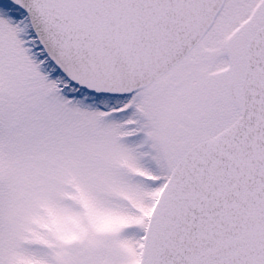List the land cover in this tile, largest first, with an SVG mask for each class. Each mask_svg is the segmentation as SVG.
I'll return each mask as SVG.
<instances>
[{
    "label": "snow or ice",
    "instance_id": "6c2138e0",
    "mask_svg": "<svg viewBox=\"0 0 264 264\" xmlns=\"http://www.w3.org/2000/svg\"><path fill=\"white\" fill-rule=\"evenodd\" d=\"M0 264H264V0H0Z\"/></svg>",
    "mask_w": 264,
    "mask_h": 264
}]
</instances>
